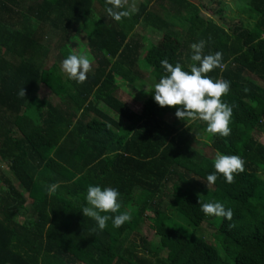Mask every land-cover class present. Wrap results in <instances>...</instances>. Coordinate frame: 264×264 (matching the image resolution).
<instances>
[{"label": "trees", "instance_id": "trees-1", "mask_svg": "<svg viewBox=\"0 0 264 264\" xmlns=\"http://www.w3.org/2000/svg\"><path fill=\"white\" fill-rule=\"evenodd\" d=\"M224 1L142 0L116 21L106 0H0V264H264V145L253 137L264 133V0H232L256 16L250 26L227 23ZM95 2L106 19L89 17ZM213 5L218 22L201 12ZM140 24L178 28L169 30L178 47L148 41L135 31ZM80 29L94 61L84 83L62 72ZM200 40L205 54H223V70L206 75L231 82L221 98L235 106L228 137L203 121L187 126L179 106L154 100L160 62L189 71L190 45ZM126 85L145 94L137 111L119 96ZM40 87L49 94L38 96ZM194 137L243 157L245 171L231 184L218 174L208 191L214 160L189 145ZM89 185L117 188L121 211L102 215L129 208L131 220L100 230L82 212ZM202 191V202L223 203L233 219L205 215Z\"/></svg>", "mask_w": 264, "mask_h": 264}, {"label": "clouds", "instance_id": "clouds-1", "mask_svg": "<svg viewBox=\"0 0 264 264\" xmlns=\"http://www.w3.org/2000/svg\"><path fill=\"white\" fill-rule=\"evenodd\" d=\"M108 5L106 11L108 16L116 21L129 17L138 11L135 0L129 4V0H106ZM206 41L190 45L192 49L189 71L184 70L180 62L172 64L167 58L160 63L163 74L154 85V100L161 106L177 107L176 117L187 123L203 121L207 123V132L220 134L228 137L231 134L229 127L234 115V105L222 101V97L229 93L231 82L225 79H214L206 75L216 68L223 70V54L221 52L205 54ZM198 62V65L197 63ZM92 70V62L87 55L69 54L62 61V72L71 80L84 83L88 73ZM247 91V90H246ZM18 95L21 98L26 96L23 87ZM246 160L238 155H224L219 152L214 158L215 172L206 178V186L210 191L218 179V174H223L228 183H234V174L245 171ZM60 184L48 185L49 195L54 194ZM198 194L201 210L205 215L224 217L228 221L233 219L234 212L221 202L204 203ZM87 206L82 208L83 215L96 221L98 228L104 230L107 222L111 219L113 226L121 227L125 222L131 220V213L128 210L121 212L114 217L102 213H118L122 208L121 193L114 187H101L89 185L86 195ZM230 228L235 225L230 224Z\"/></svg>", "mask_w": 264, "mask_h": 264}, {"label": "rangeland", "instance_id": "rangeland-1", "mask_svg": "<svg viewBox=\"0 0 264 264\" xmlns=\"http://www.w3.org/2000/svg\"><path fill=\"white\" fill-rule=\"evenodd\" d=\"M194 3H197V0H190ZM203 1H207L208 0H203ZM133 2V0H129V4H131ZM142 2V0H135V4L138 7V4ZM163 6L167 7L168 6V0H161ZM234 2V1H233ZM232 0H225L222 4L223 9L225 10L224 14H225V21L227 23H231V22H237V21H241V23H245L247 25H252L255 21H256V16L254 14L249 13V11L247 10V7H245L243 4L240 3H233ZM152 6L154 7H158V4H152ZM216 5H213V7ZM214 11H216L215 7L210 11V10H205V9H201L202 15L204 16H210L212 17L215 21L218 22V16L214 14ZM89 17H104L105 15L102 11V9L100 8V6L97 4V2H95L94 7L90 13ZM169 21H171L172 23H176L175 19H171L168 18ZM169 30H171L172 32H177L178 28L176 27H170L169 29H166V31H161L158 32L156 30H153L152 28H146V26H143V24H140L135 31L137 33H139L142 37H145V39H147L148 41L152 42L153 44H156L157 46L160 45L162 47H166L168 50L170 51H174L177 47H178V41L177 39H175L174 35L172 33H169ZM76 40L73 41L72 43H70V51L73 54L76 55H81V54H85L88 56V58L90 59V61L92 62V66H94V61L91 59L90 53H89V49L87 47V41H88V36L85 34V32L80 29L76 32ZM170 35V36H168ZM145 79L146 81L149 82V84L152 86L153 83L155 82L154 78H152L151 76H149V74L145 73ZM260 82L261 85H264V82L257 80ZM128 88H126L128 91H124V89L120 90L119 92V96L121 97V99H123L124 101H126L131 108L134 111H137L141 108L142 105V101L144 100V93L131 88L130 85H126ZM38 96L43 97V96H47L49 94L48 89L46 87H40L38 90ZM100 107H102V104L99 105ZM116 120L119 121L122 125H126L127 122L122 120L120 117L115 116ZM168 118V117H167ZM253 137L259 142L262 143L264 145V133L262 132H254L253 133ZM193 149H195L196 151L202 153L205 156H208L209 158L213 159L215 158L216 155V151L207 143H205L203 140H200L196 137L192 138L190 140V144H189ZM1 168L7 173V175L10 176V178L12 179V181H14L15 184H17V182L14 180L12 174L9 172V170L7 169L6 165L2 163ZM197 183L199 182L198 180L196 181ZM186 188H191L194 185L193 184H188L186 183V185H184ZM18 188L21 190V187L18 185ZM171 188V186H170ZM202 195H204L205 197L207 196V193L205 191L201 192ZM165 199H168V195L165 194L164 195ZM167 201V200H166ZM210 202H213V200H210ZM26 207L28 209V215L31 214V207L29 202L26 203ZM126 210L130 211L129 208H126ZM208 223H204L203 225L205 227H207ZM205 229V228H204ZM203 230V229H202ZM208 231H210L209 229H207ZM208 231H204V233H208ZM207 235V234H206Z\"/></svg>", "mask_w": 264, "mask_h": 264}]
</instances>
